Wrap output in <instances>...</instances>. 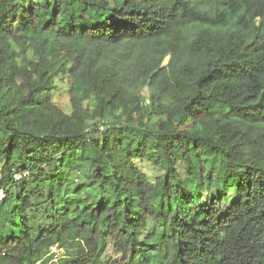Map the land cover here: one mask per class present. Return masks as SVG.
Listing matches in <instances>:
<instances>
[{"label":"trees","instance_id":"trees-1","mask_svg":"<svg viewBox=\"0 0 264 264\" xmlns=\"http://www.w3.org/2000/svg\"><path fill=\"white\" fill-rule=\"evenodd\" d=\"M0 184V264H264V0H0Z\"/></svg>","mask_w":264,"mask_h":264},{"label":"rangeland","instance_id":"rangeland-1","mask_svg":"<svg viewBox=\"0 0 264 264\" xmlns=\"http://www.w3.org/2000/svg\"><path fill=\"white\" fill-rule=\"evenodd\" d=\"M168 61H169V57H167L165 59L163 64L166 65L168 63ZM57 84H58L57 88L53 93V99L65 111L69 112L71 107H70L69 95H68V91H67L68 82H67L66 78L58 77ZM148 92H149V88L145 87L143 90V94L147 96ZM135 164H136L137 168L140 169L144 174H146L151 180L154 179V177L156 176V174L159 171V170L157 171L154 168V166L148 161L136 160ZM76 165L79 166V163H77ZM72 177H73L75 184L85 181L84 172L80 171V170L76 171L72 175ZM88 191H91V188H89ZM235 200H236L235 193L233 191L229 190L225 196L224 207L228 208ZM47 208L48 207L46 205H44V207H42V210H46ZM62 254H63V249H61V252L59 255H62ZM103 257L104 258H113L114 260H118L120 256L112 250V245L110 243H108V247L106 248Z\"/></svg>","mask_w":264,"mask_h":264},{"label":"built area","instance_id":"built-area-1","mask_svg":"<svg viewBox=\"0 0 264 264\" xmlns=\"http://www.w3.org/2000/svg\"><path fill=\"white\" fill-rule=\"evenodd\" d=\"M31 175V172L29 170H23V171H20V172H16L15 175H14V178L16 181H19L23 178H29ZM5 189L4 187L0 184V199L4 198L5 197ZM61 252V249L58 248L56 245H53L51 246L50 248V254H55L56 256H61L59 255Z\"/></svg>","mask_w":264,"mask_h":264}]
</instances>
